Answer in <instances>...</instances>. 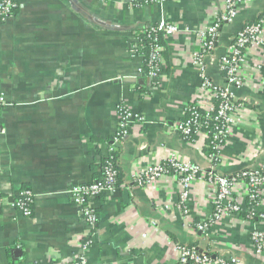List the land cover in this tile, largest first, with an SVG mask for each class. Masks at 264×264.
Segmentation results:
<instances>
[{"label": "crops", "instance_id": "crops-1", "mask_svg": "<svg viewBox=\"0 0 264 264\" xmlns=\"http://www.w3.org/2000/svg\"><path fill=\"white\" fill-rule=\"evenodd\" d=\"M134 1L17 0L13 16L0 14V264H73L79 256L88 264H176L179 245L209 255L203 264H264L252 245L253 230L264 231V197L255 218L228 216L203 233L187 223L213 211V188L202 174L191 186L188 220L174 178L148 187L135 181L140 168L172 155L202 173L209 166L206 138L190 141L171 128L200 91L195 30L212 22L221 2ZM263 18L264 0H246L221 28L206 57L216 84H225L218 61L232 36ZM162 20L181 31L167 39L165 70L154 82L133 45L138 30ZM244 76L232 89L240 110L217 168L223 175L264 162V44L253 48ZM122 101L143 114L144 124L116 146L121 184L95 202L97 229L87 238L71 188L101 175ZM22 189L32 192L31 216L12 205Z\"/></svg>", "mask_w": 264, "mask_h": 264}, {"label": "built area", "instance_id": "built-area-1", "mask_svg": "<svg viewBox=\"0 0 264 264\" xmlns=\"http://www.w3.org/2000/svg\"><path fill=\"white\" fill-rule=\"evenodd\" d=\"M135 2L134 0H130ZM147 1V0H146ZM246 0H220L221 7L214 16L212 22L198 28L196 36L199 48L194 53L192 63L201 73L202 81L200 91L182 110L181 117L174 122L172 130L179 133L187 140H193L202 135L207 141L213 153L207 155L209 166L202 173V167L179 157L172 155L168 160L148 164L135 173V181L142 187L151 186L164 176H171L179 184L180 209L184 218L191 213V186L198 176L202 174L204 179L213 188V211L208 216L197 222L188 221L189 228L206 233L213 225H216L228 216L247 211L250 219L258 216L257 208L261 206L264 197V162L257 168H244L240 172L223 175L217 172L224 156L223 149L228 140L233 126L235 114L240 108L235 102L233 88H241L245 84L244 72L249 66L251 54L255 46L264 44V18L244 26L231 38V42L225 52L220 56L219 70L225 79L224 85L216 84L207 72L206 57L209 56L217 45L218 35L225 24L233 23L245 6ZM17 6L15 0H0V14L8 19L13 16L12 10ZM162 31L167 39L172 38L181 31L179 24L162 20L137 31L136 43L133 50L138 52L143 47L142 32ZM150 55L147 77L158 82L165 70V61L160 53L163 47L158 43V38ZM156 84V83H155ZM5 102L4 95H0V110ZM118 123L113 136V144L109 147L106 157L115 156L116 146L121 144L130 134L132 126L143 125V114L135 111L126 102L117 105ZM105 176L102 181H93L87 184L76 185L71 188L75 203L80 207L85 221L86 231L84 236L91 238L96 229L98 215L95 213V204L87 200L98 195L101 191L115 190L113 184L116 181V171L109 164L103 167ZM0 195V202L3 200ZM33 195L31 190H20L12 205L21 210L27 216L33 213ZM90 242H86L88 246ZM252 245L258 255L264 253V231L255 228L252 232ZM180 251L176 264H203L210 261V256L199 253L195 247L179 245ZM217 264H229L223 258L215 259ZM73 264H88L87 259L79 256Z\"/></svg>", "mask_w": 264, "mask_h": 264}, {"label": "trees", "instance_id": "trees-1", "mask_svg": "<svg viewBox=\"0 0 264 264\" xmlns=\"http://www.w3.org/2000/svg\"><path fill=\"white\" fill-rule=\"evenodd\" d=\"M15 1L17 2V0H15ZM17 9H18V2H17V6L12 10V12L16 13ZM251 23H254V22H250L248 24H251ZM248 24H246V25H248ZM140 37L142 38L143 47L140 50H138L137 53L142 55L144 58V72L146 73L150 68V66H149L150 55H151V52H152L154 45L156 43V41L154 39L158 38V43L163 47V49L161 50L160 53L162 54L164 59H166V57H167V40L164 36V32H162V31L153 32L151 34V36H149L148 32H142L140 34ZM207 143H208V145L206 146V153H207V155H209V154L213 153V149L210 146L211 145L210 139L207 141ZM107 164L112 166V168L116 171V181L113 184V186H114V188H117L121 184L122 175H121V170H120V166H119V159H118V156L116 153H115V156H113V157H104L103 158L101 175L97 179H95V181H102L103 177L105 176V171H104L103 167H106ZM104 193H106V191H101L98 195H96L94 197H89L87 200L92 201L95 204L96 201H100V199L102 198ZM94 209H95V213L98 215V208H96V206H95ZM247 214L248 213L245 210L240 211V213H239V215L241 217H244V218L247 217Z\"/></svg>", "mask_w": 264, "mask_h": 264}, {"label": "rangeland", "instance_id": "rangeland-1", "mask_svg": "<svg viewBox=\"0 0 264 264\" xmlns=\"http://www.w3.org/2000/svg\"><path fill=\"white\" fill-rule=\"evenodd\" d=\"M218 172V171H217ZM33 214V213H32ZM31 216V215H30Z\"/></svg>", "mask_w": 264, "mask_h": 264}]
</instances>
